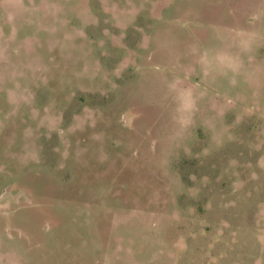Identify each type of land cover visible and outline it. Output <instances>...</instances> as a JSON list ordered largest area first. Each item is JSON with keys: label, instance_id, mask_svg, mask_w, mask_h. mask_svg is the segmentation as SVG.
Listing matches in <instances>:
<instances>
[{"label": "rangeland", "instance_id": "rangeland-1", "mask_svg": "<svg viewBox=\"0 0 264 264\" xmlns=\"http://www.w3.org/2000/svg\"><path fill=\"white\" fill-rule=\"evenodd\" d=\"M0 264H264V0H0Z\"/></svg>", "mask_w": 264, "mask_h": 264}]
</instances>
